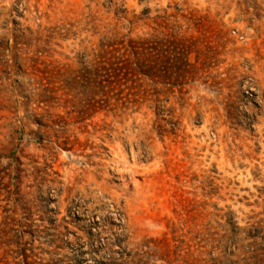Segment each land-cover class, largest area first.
I'll return each mask as SVG.
<instances>
[{
    "label": "rangeland",
    "instance_id": "obj_1",
    "mask_svg": "<svg viewBox=\"0 0 264 264\" xmlns=\"http://www.w3.org/2000/svg\"><path fill=\"white\" fill-rule=\"evenodd\" d=\"M0 264H264V0H0Z\"/></svg>",
    "mask_w": 264,
    "mask_h": 264
},
{
    "label": "trees",
    "instance_id": "obj_2",
    "mask_svg": "<svg viewBox=\"0 0 264 264\" xmlns=\"http://www.w3.org/2000/svg\"><path fill=\"white\" fill-rule=\"evenodd\" d=\"M121 67H118V68H116L115 69V71H114V80L112 81L114 84H115V86H119L120 85V79H121V74H120V72H121Z\"/></svg>",
    "mask_w": 264,
    "mask_h": 264
}]
</instances>
